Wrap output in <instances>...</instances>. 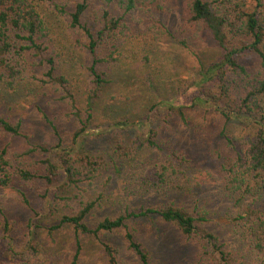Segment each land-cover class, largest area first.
<instances>
[{
	"label": "rangeland",
	"instance_id": "1",
	"mask_svg": "<svg viewBox=\"0 0 264 264\" xmlns=\"http://www.w3.org/2000/svg\"><path fill=\"white\" fill-rule=\"evenodd\" d=\"M79 1L46 0L39 3L35 0V4L45 18L49 46L55 50V75L61 74L66 79L67 90L84 116L90 94L87 74L90 59L76 44L79 35L68 27L69 14ZM140 1L149 13L136 11L139 18L130 22L131 35L126 33L121 39V57L107 73L108 83L93 100L90 133L78 140L79 152L100 157L105 167L94 179L81 184L79 190L58 192L48 201L42 199L46 187L41 179L23 189L27 204L14 189L0 187V253L5 255L10 242L26 238L30 225L33 236L43 245L52 264H71L75 239L68 226L60 225L59 218L76 211L80 196H83V201L87 202L100 198L98 208L86 218L89 225L116 216L125 207L173 204L188 212H203L208 219L204 227L234 253L236 263L258 264L250 241L242 236L243 222L237 218L246 207L261 211L264 217V193L254 192L246 195L250 197L242 202H236L239 195L228 190L226 177L229 162L256 135L254 114L235 111L232 117L225 118L221 112L229 110L228 103L219 96L213 84H206L208 98L212 101L186 110L185 120L163 109L154 116V147L144 145L137 149L138 144L133 143L134 126L118 128L113 125L120 120L141 124L153 105L178 98L187 86L198 81L201 68L207 69L220 56L209 31L201 24L187 22L189 0ZM250 2L217 0L222 12L232 20H235L234 5L239 4L241 10ZM55 5L63 7L65 14H58ZM99 6L101 1L96 0L83 21L93 22L96 16L92 12L96 15ZM112 11L115 15L121 14L117 9ZM259 19L264 26V6L260 9ZM79 39L84 38L80 35ZM229 41L239 46L248 43L250 38L235 34L229 36ZM239 61L250 78H264V67L260 66L256 55L244 53ZM45 70L46 66L42 65L34 69L33 74L42 78ZM248 88L247 80H238L230 92L241 95ZM62 96L59 88L25 77L18 80L12 90H0V118L20 121L32 143L49 149L28 160L29 168L33 170L43 169L37 161L45 159L59 140L62 144H70L79 127L68 99L63 100ZM213 96L215 99H211ZM3 147L13 158V152L24 151L25 143L23 138L5 134L0 128V148ZM127 148L132 151L128 157L125 154ZM162 167L166 168L164 182L157 184L162 180L157 178ZM67 197L71 199H61ZM5 218L7 235L2 234L1 224ZM128 226L149 253L150 264H211L202 258L200 243L186 239L175 227L158 218L129 222ZM102 237L119 249L123 264H138L135 256L126 249L120 231ZM77 264H106L100 245L94 239L81 238Z\"/></svg>",
	"mask_w": 264,
	"mask_h": 264
},
{
	"label": "trees",
	"instance_id": "2",
	"mask_svg": "<svg viewBox=\"0 0 264 264\" xmlns=\"http://www.w3.org/2000/svg\"><path fill=\"white\" fill-rule=\"evenodd\" d=\"M42 3L46 0H38ZM96 0H80L72 13L69 14L68 27L75 34L84 38L76 40L90 62L87 67L90 94L86 100L84 116L77 109L73 95L67 90L66 79L60 74L55 75V50L49 46L50 39L46 32L45 18L37 10L35 0H0V90H12L21 78L35 79L42 85L50 84L59 88L63 93V100L74 110L79 127L73 133L70 144H62L61 140L53 146L48 156L37 161L42 168L31 169L28 160L38 153L49 151L45 145L32 143L30 137L23 131L20 121L0 118V128L5 134L12 137H21L25 148L21 153L13 152L9 157L8 150L0 148V187L14 189L27 204L24 188L36 179L43 180L46 190L42 195L44 201L49 197L65 190L77 189L81 184L94 179L95 174L105 167L97 156L80 153L78 150L79 138L90 133L93 100L107 82V73L120 59L121 39L132 33L130 22L139 18L136 11H147L140 0H99L101 6L96 10V18L92 21H83L91 6ZM251 1L247 8L239 10L235 4L233 11L235 20L223 13L217 0H189L186 8L187 22L201 24L210 33L211 38L220 51L219 58L207 69L201 68L198 81L185 88L178 98L161 101L153 105L144 116L141 124L120 120L113 125L118 128L134 126V141L137 149L144 145L155 146L153 138L155 130L152 128L154 116L163 109L185 120V111L197 106H204L210 101L208 86L213 84L218 89L229 110L221 114L229 119L236 113L246 111L255 115L257 131L254 138L244 144L235 157L229 162L227 170V187L232 193L238 194L236 202H242L246 195L254 192L264 193V78H250L240 57L244 53L256 55L260 66L264 67V26L260 23V9L264 0ZM38 5V4H37ZM112 9L121 12L115 15ZM58 14H65L64 8L55 5ZM92 10V9H91ZM90 10V11H91ZM149 13V12H148ZM151 13V12H150ZM88 16V15H87ZM147 20V19H146ZM247 36L248 43L239 46L229 41V36ZM184 44V42H182ZM46 66L42 78H37L34 69ZM229 78H232L231 82ZM238 80H247L249 88L244 94L232 95L230 88ZM205 89V91H204ZM215 99V96L211 97ZM232 107V109H231ZM55 130L53 124L50 123ZM132 153L126 149L127 157ZM157 174L163 181V171ZM79 199V208L59 218L60 225H66L75 239V253L71 264H77L81 251V238L90 237L99 245L106 260V264H123L119 249L112 243L103 239L104 234L120 231L126 244V249L135 256L138 264H150L147 250L137 241L128 223L138 220L158 218L159 221L175 227L186 239L200 243V252L203 259L211 264H238L234 253L227 250L219 238L208 231L204 226L208 222L203 212H188L178 205L168 204L163 207L140 206L125 207L116 216L105 217L95 225L86 221L88 215L98 208L100 198L92 201ZM77 198V197H76ZM58 199V197H57ZM70 200V197L61 198ZM237 220L243 222L242 236L250 241L254 249L253 256H257L258 264H264V217L261 211L246 207ZM2 234L7 235L8 222L3 223ZM26 238L12 241L8 244L5 255L0 253V264H52L43 245L33 236V226L30 225ZM27 226V227H28Z\"/></svg>",
	"mask_w": 264,
	"mask_h": 264
}]
</instances>
